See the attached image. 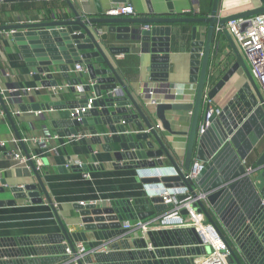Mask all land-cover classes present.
<instances>
[{
	"label": "water",
	"instance_id": "obj_1",
	"mask_svg": "<svg viewBox=\"0 0 264 264\" xmlns=\"http://www.w3.org/2000/svg\"><path fill=\"white\" fill-rule=\"evenodd\" d=\"M66 1L72 10L70 18L0 25V30L10 31L11 41L20 57L37 74L43 88L58 86L59 78H62L72 94L66 101L19 102V110L36 112L51 108L72 112L74 108H86L91 99L90 107L80 120L66 117L54 125L61 127L66 136H77L78 129L86 127L91 143L111 152L114 167L133 170L145 188L151 183L162 188L152 190L149 195L113 199L107 204L79 203L76 208L81 230L69 232L0 95L7 121L36 178V183L12 185L7 191L5 179H0V194L10 195L0 198V208L13 207L18 200L28 199L32 204H42L45 200L60 227L59 232L42 235L0 236V264H63L69 258L66 247L75 253L74 242H81L88 251L82 259H76L77 264H190L195 255L209 252V247L200 245L193 227H165L145 233L122 227L124 221L160 218L172 206L171 202H163L161 193H173L171 188L177 186H185L188 190L186 194H176L180 201L188 196L197 197L198 192L205 193L210 209L199 198L191 206L202 212L219 231L230 252L226 258L229 263L264 264V149L254 160L250 173L245 172L242 164L264 139V98L242 53L225 28L229 20L264 13V5L218 16L219 0H212L210 12L205 17H98L82 15L69 0ZM93 2L96 13L103 15L100 1ZM146 2L151 11L149 0ZM166 2L172 10L170 0ZM180 22L195 23L191 29L189 55V81L196 87L194 97L190 102H159L151 110L129 90L101 45L110 55H116L128 48L107 46L109 33L115 34L117 40L139 39L150 54V81L162 87L161 84L168 82L170 24ZM196 23L206 26L204 40L197 36ZM215 24L222 27L221 33L237 60L212 84L208 97H215L239 69L246 81L224 105L222 113L216 118L211 117L210 125L198 136L201 112L204 114L206 109L202 95ZM76 64H80L86 74L78 72V77L70 78L69 72L75 71ZM80 94L83 97L78 96ZM165 98L171 100L173 96ZM147 110L154 114L153 118L148 116ZM167 110L190 112L189 130L173 131L165 116ZM154 120L170 136H187L182 163L176 161ZM110 143L116 144V148L112 149ZM93 158L96 160L95 156ZM194 158L205 162V167L193 180H188L185 172ZM164 159L170 163L168 169L163 168ZM179 213L186 215L188 211L183 208Z\"/></svg>",
	"mask_w": 264,
	"mask_h": 264
},
{
	"label": "crops",
	"instance_id": "obj_2",
	"mask_svg": "<svg viewBox=\"0 0 264 264\" xmlns=\"http://www.w3.org/2000/svg\"><path fill=\"white\" fill-rule=\"evenodd\" d=\"M69 1L82 15L98 17L106 15L105 11L109 7L120 3L131 4L135 12L134 17H173L186 16L187 14L192 15V17H205L201 15L203 13H207L206 16L209 14L212 2V0H170L173 9L169 10L166 0H149L151 7V11H149L146 0H99L103 9V15H100L96 13L93 0ZM260 5H264V0H219L217 14L225 16ZM72 16V10L66 0L10 2L1 0L0 2V25L25 21H44L52 18H70ZM194 24L184 22L170 24L168 82L161 84L162 87L157 86L159 83L150 81V54L145 50V44L141 43L139 39L117 40L115 34L109 33L107 46L128 48L126 52L116 55H110L105 46L103 44L101 46L115 70L139 102L142 103L141 94L150 87L159 89L156 93L162 101L165 100L166 95L174 96L176 93L175 100L190 102L193 100L196 88L195 84L189 81L191 29ZM196 24L198 28L197 36L199 39L204 40L206 26L201 23ZM102 30L105 31L104 26ZM8 32L0 30V92L5 93L4 95L9 94V90L13 86H34L39 82L36 73L30 75L29 72L32 70L25 65ZM214 36L208 69L214 70L217 80L237 58L221 32L214 33ZM6 71H12L13 76H5ZM83 74H86V72L83 71ZM78 75L77 71L69 72L70 78L78 77ZM211 78L214 79V77ZM59 80V85H67L62 78H59ZM231 80L212 98L215 105L224 107L235 91L246 81V78L243 71L239 69ZM49 89L43 88L39 91H32L22 97V102L26 104L32 101L47 103L50 99L66 101L72 98L69 86L56 94H52ZM78 96L83 97L81 94ZM13 106L14 103H7V107H10V109ZM144 110L146 112L145 108ZM68 112V109L53 110L50 108L41 113L28 110L12 117L21 138H50L56 135L55 138H50L46 143L37 140L24 144L30 154L39 156L40 160L37 165L41 179L69 232L81 230L76 208V205L81 201L85 203L97 201L100 204H107L113 199L141 196L145 193L149 195L152 190L162 188L157 183H151L145 188L138 181V176L133 170L114 167L111 152L104 151L99 144L91 143L88 136L85 138L66 136L62 128L54 125V122L69 117ZM147 114L151 118L154 116L149 111ZM201 114L203 115V112ZM165 116L173 131L187 132L189 130L190 112L167 110ZM157 123L159 122L154 120L155 127ZM78 131L77 136L89 134L86 127H80ZM158 131L162 135L165 144L174 152L176 161L182 163L187 136L182 134L170 136L161 127L158 128ZM13 135L14 132L7 118L0 117V139L7 141L6 147L0 148V179H5L6 185L4 187L6 191L12 185L36 183L30 165L29 168L12 167L13 162L7 155L9 150H22L20 142L14 144L9 141ZM110 145L112 149L117 146L114 143H110ZM263 149L264 139L251 153L247 163L254 166V160ZM94 156L96 160H94ZM72 157L79 158L87 166L90 174L89 178L83 177L82 171L78 168H66L64 166L65 161ZM163 162V168L168 169V167H171L166 159ZM177 187L178 189L182 188ZM9 196L8 193L0 194V198ZM59 231L60 227L45 200L42 204H32L28 199L18 200L13 207L0 208V236L42 235ZM76 243L74 242V244Z\"/></svg>",
	"mask_w": 264,
	"mask_h": 264
},
{
	"label": "built area",
	"instance_id": "obj_3",
	"mask_svg": "<svg viewBox=\"0 0 264 264\" xmlns=\"http://www.w3.org/2000/svg\"><path fill=\"white\" fill-rule=\"evenodd\" d=\"M1 2V0H0ZM105 14L108 16H134L135 12L131 4L129 3H120L109 7ZM220 16V15H218ZM147 27V26H145ZM225 28L233 38L236 46L240 50L243 55V58L249 68V71L253 78L255 79L258 89L264 98V13L255 14L248 17H239L232 20H229L225 23ZM222 27L219 24H215L214 33H220ZM10 33V31L8 32ZM75 71L83 72L84 69L80 64L75 65ZM30 75H35V72L30 71ZM5 76H13L12 71H6ZM214 77L211 78V77ZM216 73L214 70L208 69L207 80L205 83L203 95H202V103L206 107L204 114L202 115L198 126H197V135H202L206 128L210 125L211 117H218L223 110V107L217 106L213 103L212 99L208 97L207 93L212 84L216 81ZM68 85H58L54 87H50V92L52 94L58 93L60 90L64 89ZM43 89L41 84L37 82L34 86H13L9 90V94L4 95L5 93L0 92L2 100L4 104L7 106L8 102L14 103L12 109L8 110L11 116H16L20 114L21 111L18 108V103L22 102V97L26 94L31 93L32 91H39ZM157 88L150 87L141 94V101L149 107L151 110L154 109L155 105L159 102L166 101H177L176 93L173 96V99L162 101L157 95ZM165 97H169L166 95ZM91 99L88 100V105L86 108L78 107L74 108L72 112H68L70 118H75L76 120H80L82 118V114L90 107ZM23 103V102H22ZM44 110L36 111V113H41ZM0 117L6 118L5 112L2 108L0 102ZM160 123L156 124V128L158 129ZM89 137L90 134H83L81 136H76L79 138ZM56 135L50 137L55 138ZM49 137H24L21 138L23 143L27 142H35V141H48ZM11 143L16 144L19 142V139L16 136H12L9 140ZM6 140L0 139V148L6 147ZM11 161L13 162V166H21L29 168L28 158L20 149H12L9 150L8 154ZM37 154H30V158L36 163V167L38 169L37 162L40 160ZM248 159H243L242 164L245 166V172L248 174L253 170V166L248 164ZM93 165V164H92ZM64 166L66 168H78L82 171V176L85 178H89L90 174L87 170V166L77 157L68 158ZM96 166V165H93ZM205 167V162L193 159L191 161L189 169L185 172V178L188 180H193L197 174ZM86 168V169H85ZM182 187V188H181ZM171 188L173 193H169L167 191H163L162 198L164 203L171 202L172 206L167 209L166 213H164L160 218L156 219L154 217L147 218L144 220H131L124 221L122 227L129 230H139L142 233H145L147 230L151 229H162L165 227H193L198 238L200 240V245L204 247H209V252L204 254L195 255L190 264H235L229 263L226 258L230 254L226 243L223 241L221 234L216 229V227L208 222L202 212H197L191 206V203L199 198L207 209H210L209 204L206 201V195L203 192H198L197 197L188 196L184 200H177L176 194H186L188 190L185 186H180ZM91 203H97V201H89ZM81 204H85L84 201L80 202ZM98 204V203H97ZM264 205V204H263ZM185 208L188 213L186 215H181L179 212L181 209ZM65 253L69 256L68 260L63 264H77L76 259H82L85 255H87L88 251L84 248L81 242H77L75 244V253L71 251L69 247L65 248Z\"/></svg>",
	"mask_w": 264,
	"mask_h": 264
},
{
	"label": "trees",
	"instance_id": "obj_4",
	"mask_svg": "<svg viewBox=\"0 0 264 264\" xmlns=\"http://www.w3.org/2000/svg\"><path fill=\"white\" fill-rule=\"evenodd\" d=\"M206 14H207V13H203L201 16H206ZM184 15H186V14H184ZM186 16L192 17V15H188V14H187ZM193 17H194V16H193ZM6 108H7V110H10V107H7V106H6Z\"/></svg>",
	"mask_w": 264,
	"mask_h": 264
},
{
	"label": "bare ground",
	"instance_id": "obj_5",
	"mask_svg": "<svg viewBox=\"0 0 264 264\" xmlns=\"http://www.w3.org/2000/svg\"><path fill=\"white\" fill-rule=\"evenodd\" d=\"M232 80H233V79H232ZM232 80H231V81H232Z\"/></svg>",
	"mask_w": 264,
	"mask_h": 264
}]
</instances>
